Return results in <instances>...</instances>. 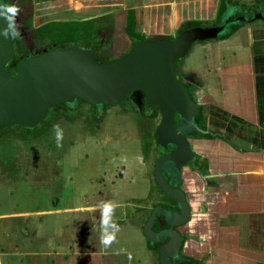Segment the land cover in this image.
<instances>
[{
	"label": "crops",
	"instance_id": "1",
	"mask_svg": "<svg viewBox=\"0 0 264 264\" xmlns=\"http://www.w3.org/2000/svg\"><path fill=\"white\" fill-rule=\"evenodd\" d=\"M61 1L63 2L58 0V3L60 4ZM260 1L264 2V0L241 2L229 0L227 5L244 10L243 6L238 4L257 5ZM67 2L71 6L70 12L74 11V15L79 17L94 18L102 12H110L120 13L122 17L123 13H126L124 14L126 19L127 11L133 10L137 33L145 36L173 37L186 21H208L210 18H215L221 0H68ZM131 44L129 41L125 48L127 51ZM178 68L194 98L207 111L209 131L218 135L214 139H206L196 145L209 164L206 176L191 178L197 182L196 189L190 194L192 217L200 227L198 242L204 252L200 253L198 261L201 264H264V18L253 23L240 24L227 38L197 42L178 63ZM131 162L126 160L125 164L134 168L135 163ZM125 169L122 178L118 181L121 187L116 184V189L110 191L117 196L120 195L121 198L101 200L114 201L121 205L115 209L113 216V220L120 222L125 219L124 194L129 193L126 189L133 185L130 184L133 181L143 182L140 178L137 179V174L135 178H129L126 175L127 168ZM204 181L205 185H203ZM97 190L96 194L101 188ZM145 192L146 190L137 192L140 195L138 199H141V195H145ZM130 193H133V190ZM130 198L134 199V197ZM101 201L92 206L57 208L49 212L90 211L92 214L88 221L90 224H86L84 228L87 231V229L91 230L90 220L95 218L93 212L97 214L98 211L101 215L97 208ZM132 207L145 206L132 205ZM14 214L10 218L16 217ZM18 214L24 216L23 214L28 212ZM7 217L8 214H0V219ZM96 223L98 222L93 221V225ZM192 238L196 237L192 235ZM85 239L89 241L90 237ZM146 242L147 249L152 250L149 242ZM207 253H210V256ZM7 255L8 260L14 261V264L16 259L21 260L20 264H23V261L28 264H115L116 262L109 252L21 254L15 250L6 252L3 248L0 249V264L2 257ZM35 261L37 262L34 263Z\"/></svg>",
	"mask_w": 264,
	"mask_h": 264
},
{
	"label": "rangeland",
	"instance_id": "2",
	"mask_svg": "<svg viewBox=\"0 0 264 264\" xmlns=\"http://www.w3.org/2000/svg\"><path fill=\"white\" fill-rule=\"evenodd\" d=\"M221 1L228 4L229 0ZM32 2H34L36 26L56 19L70 20L84 17L71 15L68 10L61 13L52 12L48 15L46 12L58 8V3L52 1L42 3L41 0H32ZM238 5L243 6L245 13H250L251 8H256L255 3ZM124 14L126 13H123V17L120 13L110 12L97 15L105 17L103 24L108 28L101 39L102 46L97 55L100 61L103 59L111 61L127 52L125 48L130 39H127L128 35L125 31ZM200 22L203 26L215 25L219 22L218 14L215 18H210L208 21L200 20ZM19 31L23 32L26 49L24 50L25 42L21 41V43L18 38L11 64L13 70L26 53H34L50 46L46 41H37L30 36L23 24L19 27ZM142 37L144 39L155 38L154 35H142ZM195 44L197 42L193 46ZM175 71L180 78L178 64L175 65ZM114 113L117 112L112 109H103L99 115L93 114L92 117H88V123H90L88 130L94 127V132L90 134L87 131L86 134L91 135L87 138L83 135L85 131L82 129V124L84 123L81 117L79 118V113L64 112L58 106L51 107L45 123L34 129L11 127L0 132V214H8L7 218L0 219V249L4 248L6 252L15 250L21 254L109 252L110 256L116 260L115 264H159L157 251L147 249L146 241L148 240L143 230L141 231L146 216L149 214L152 199L144 194L141 195V199H138L140 195L137 194V192L144 191L152 181L151 164L136 170L132 165L127 167L126 175L129 178L133 179L136 174L144 173L150 181L145 183L133 181L130 183L133 185L129 184L130 187L126 189L129 193L124 194L125 219L122 222L113 220L116 225H119V231L116 233V241L107 250L100 243L101 215L98 211L97 214L93 212L95 218L90 220L91 230L87 229V231L84 228L86 224H90L88 222L92 215L90 211L49 212L57 208L92 206L98 201L111 200L113 197L121 198L120 195L106 192V189L100 190L97 194L96 191H92L94 185L99 189L103 187L104 179H106L103 171L111 166L113 160L117 159L119 163L126 160L139 162V146L130 142L131 139H127L137 132L135 120H132L131 115L130 117L111 116ZM57 124L63 130L62 147L56 146L53 126ZM118 139L120 141L114 143ZM111 143L115 148L106 147ZM117 149L119 151L114 157L113 151ZM106 159L110 161L109 164ZM132 190L133 193H130ZM132 205L145 207H132ZM24 212L28 214H23L24 216L18 214ZM12 214L16 217L10 218ZM93 221L98 223L93 225ZM190 229L196 238L190 240L183 253L187 257L198 260L200 253L204 252L199 246L200 227L194 221V217L191 220ZM85 237H90L89 241ZM207 255L210 256V253ZM20 262V259L15 260V264H20ZM2 264H14V261L8 260L7 255L2 257ZM23 264L28 263L23 261Z\"/></svg>",
	"mask_w": 264,
	"mask_h": 264
},
{
	"label": "water",
	"instance_id": "3",
	"mask_svg": "<svg viewBox=\"0 0 264 264\" xmlns=\"http://www.w3.org/2000/svg\"><path fill=\"white\" fill-rule=\"evenodd\" d=\"M235 8L229 5L214 26L190 27L172 39L136 40L125 55L112 61L101 63L92 46L75 43L25 58L14 74L8 70L14 59L12 38L0 35V132L11 127L34 129L43 124L51 107L58 103L71 106L78 97L94 105L118 104L130 92L142 90L148 104L158 106L161 122L157 141L162 148L171 146L174 150L158 158L154 178L166 198L176 205V209L157 205L143 227L150 244L161 243L163 231L155 232L153 225L159 214H165L168 240L160 247L159 264H174L171 258L178 256L183 242L176 227L191 216L184 191L163 176L165 167L177 170L195 157L186 138L177 131L175 117L196 127L195 117L200 112L179 81L175 64L186 57L194 43L218 39L233 25L264 18L262 6L259 13L233 17ZM6 27L7 22L0 17V29Z\"/></svg>",
	"mask_w": 264,
	"mask_h": 264
},
{
	"label": "flooded vegetation",
	"instance_id": "4",
	"mask_svg": "<svg viewBox=\"0 0 264 264\" xmlns=\"http://www.w3.org/2000/svg\"><path fill=\"white\" fill-rule=\"evenodd\" d=\"M4 1L5 0H3L2 5H4ZM15 1L17 4L18 3L22 4V5L30 4L32 6V25L34 28L46 25L47 23L53 22V21H56V22H61V21L88 22L91 19H93L91 17H89V18L88 17H82V19H70V20H58V19H56V20L47 21L41 25L36 26L35 22H34V15H35V13H34V2H32V0H26V2H25V0H23L24 2H22L21 0H15ZM51 1L58 3V0H41L42 3H49ZM67 1L66 0H63V2L61 1L60 4L59 3L57 4L58 8H55L51 12L48 11V12H46V14L49 15L52 12L53 13H61V12H65L66 10L70 11L71 6L69 5V3ZM7 2H8V0H7ZM65 6H66V8H64ZM260 6H262L264 9V5L257 4L256 8H251L252 11L250 13H245V11H243L242 9H238V7H236L235 9H233L232 15H233V17H237V16H241L243 14H246V15H251L253 13L256 14V13H259ZM70 14L71 15L74 14V11L70 12ZM262 19H257V20H262ZM257 20H255V21H257ZM243 23H245V22H240L239 24H236V25H240ZM200 26H203V25H200ZM209 26H214V25H209ZM27 32L30 34V36H32L31 32L28 29H27ZM22 34H23V32H22ZM13 39L14 38H12V44H13ZM145 40H148V39H145ZM37 41H40V40H37ZM130 41H131V39H130ZM75 43H78L84 47H87L86 45H84L83 43L78 42V41L72 43L71 45L70 44L63 45L62 47H56L55 45H51V46H46L43 49L38 50L37 52H34V53H29V54L26 53L23 58L25 59L27 57L37 55V54H41L45 51L52 50V49L72 47ZM131 43H132V41H131ZM132 44H131V46H132ZM13 48H14V44H13ZM24 59H21L19 61V63ZM179 62H177L176 64H178ZM19 63L17 65H19ZM17 65H15L16 69H17ZM9 69H11V65L8 67V70ZM9 72L11 74H13L10 70H9ZM179 76L182 79L181 80L180 78H178L179 81L188 90L191 98L197 102V100L194 98L193 94L191 93V91L187 85V81L181 76L180 73H179ZM197 104H198L200 112L195 117V121H196V125H197L196 127L194 124H186L176 117H175V121H174V125H175L177 131L180 132L186 138V140L188 141V143L190 145L191 150L194 152V155H195L194 159L186 161L183 164H180V166L178 167L177 170L172 168L171 166L165 167L163 170L164 178L172 186L177 187V188L181 189L182 191H184V194L187 198V201L191 207V216L193 215V213H192L193 207L191 206V202H190V194L192 193L193 189L194 190L196 189V186H197V182H195L194 179H191V178L193 177V178L197 179V178H199V176H206L207 175L206 169L209 168V164H208V162H206L205 158L203 157V153L200 152L199 148L196 145H197V143H201L206 139H214V138L218 137L217 134L209 131L208 124H207V111H206V109L202 105H200L198 102H197ZM55 106L61 107L62 111H64V112H73L74 111V112L79 113L78 116H79V118L81 117V119L83 120V123H84V124H82V129H83V131H85V132H83V135H84V137L86 136V138L91 137V135L86 134L87 131H89L90 134H92L94 132V127H91L88 130V127H90V125H89L90 123H88L89 122L88 117H90V116L92 117L93 114L99 115L103 109H105V110L112 109V111L117 112V113H114L111 116L124 117V116L131 115L134 118V119L132 118V120H135L137 132L135 133L134 136L127 138V139H131L130 142L131 141L134 142L140 148V151H139L140 154L138 155L139 156V162H134L135 163L134 168L136 170L139 167H146L147 164H151V170H152V172H151L152 173L151 174L152 181L149 184V186L147 188H145V190H146L145 196H147L149 199H152L151 203H150V207H152V208L150 209L149 214L146 216V220H145L144 224L148 220V217L150 216L152 210L157 205L162 204V205L176 209L175 208L176 205L171 200L169 201L166 198V196L162 193V191L157 186V183H156L155 178H154V169H155V164H156L158 158H160L163 155L170 154L171 152H173L174 149L171 146H168L166 148H162L159 145L157 138H156V130H157V128L161 122V114H160L158 106L148 104L147 99H146V93L144 91L134 90V91L129 93V95L127 96V98L123 102L118 103V104L94 105V104L78 97L76 99L75 103L72 104L71 106H69L65 103H58ZM55 106H53V107H55ZM116 107H119V108L116 109ZM93 112H95V113H93ZM47 116H48V112H47ZM47 116H46V118H47ZM199 116H202L203 118H205V124H200L197 122V118ZM135 117H136V119H135ZM43 123H45V121ZM94 125H96V124H94ZM119 141L120 140L118 139L114 143L119 142ZM106 147H114L115 148L114 144H112V143L110 146H106ZM118 151H119V149H117L116 151L115 150L113 151L114 157ZM117 156H118V154H117ZM106 161H107V164H109L110 161L107 159H106ZM112 165H113V167H111ZM132 165H133V163H132ZM111 166L105 168V170L103 171V174L106 176V179H104L105 184H103V187L101 186L100 188H101V190L106 189V192H110V191H112V189H116V187H117V186H115L116 184L119 186L118 181H119V179L122 178L123 172L126 170L125 168H127L125 161H122L121 163H119L117 161V159L113 160ZM139 172H140V170H139ZM136 177H137V179L140 178L141 180H143V182L150 181L149 179L146 178L144 173H142V175L137 174ZM204 180H206V178H204ZM188 183H193V184H189L190 185L189 186ZM203 185H205V181L203 182ZM120 187L121 186H119V188ZM97 189H98V187L95 185L92 187V191H96ZM191 216L189 217V219L186 223L182 224L181 226L176 227V229L179 231V233L182 236L183 242H182L180 250L178 251V256L171 258L172 262L174 264H201L200 261L193 259V258H190V257H187L183 253L184 248L186 247V245L188 243H190V240L192 239L190 225H191V220L193 217H191ZM143 227H144V225H143ZM168 227H169V225L167 224L165 214H159L154 225H153V230L155 232L163 231V233L161 234L163 241L160 244L158 243V245H159L158 251H157L158 261H159L160 247H161L162 243H164L168 240V237H166L165 233H164ZM184 227H185V229H184ZM155 244L156 243H153L150 245L153 246ZM152 250H155V249H152Z\"/></svg>",
	"mask_w": 264,
	"mask_h": 264
},
{
	"label": "trees",
	"instance_id": "5",
	"mask_svg": "<svg viewBox=\"0 0 264 264\" xmlns=\"http://www.w3.org/2000/svg\"><path fill=\"white\" fill-rule=\"evenodd\" d=\"M222 2V1H221ZM8 3V4H7ZM223 3V2H222ZM221 3V4H222ZM220 4L218 8V20H221L224 12L226 11L227 4L223 3ZM261 5H264L263 1H260ZM4 5H14L19 9L18 14L15 16V25L17 30L19 31V27L23 24L26 29L31 32L32 37L35 40L46 41L50 46L55 45L56 47H62L66 44H72L74 42H81L86 46H92L95 50L96 57L98 59V51L102 46L101 39L104 36L105 31L108 29L106 25L103 24L104 16L95 17L88 22H79V21H61V22H49L46 25L34 28L32 25V6L17 4L15 0H5ZM202 23L200 21H187L186 23H182L180 29L178 30L177 34L182 30H185L190 27L200 26ZM216 25V24H215ZM239 25H233L230 27V30L227 34L221 36L220 38H227L232 32L236 30ZM125 31L127 35L130 37L132 43L136 40H145L141 34L135 31V15L133 10H128L126 15V28ZM19 37L13 39V44L15 46L16 41L18 38L20 42H25L26 49V40L23 39L22 31H19ZM172 36H159L148 40H163V39H172ZM21 42V43H22ZM126 54V53H125ZM123 54V55H125ZM121 55V56H123ZM119 56V57H121ZM24 57V56H23ZM118 57V58H119ZM24 59V58H22ZM99 62L104 63L108 62V60H99ZM112 61V60H111ZM18 66V65H17ZM12 73H15L16 67L10 69ZM197 122L200 124H205V118L199 116L197 118ZM21 128V127H19ZM8 130V129H7ZM160 244V243H159ZM158 243L151 246L149 244L150 249H155L158 251Z\"/></svg>",
	"mask_w": 264,
	"mask_h": 264
},
{
	"label": "clouds",
	"instance_id": "6",
	"mask_svg": "<svg viewBox=\"0 0 264 264\" xmlns=\"http://www.w3.org/2000/svg\"><path fill=\"white\" fill-rule=\"evenodd\" d=\"M19 9L14 5H0V17H3L7 22V27L0 29V35L5 38H16L19 37V31L15 25V16L18 14ZM56 146L62 147L63 130L59 124L54 125ZM121 205L114 201H101L97 208L101 212L100 227L101 236L100 243L105 250L111 247L116 241V233L119 231L118 226L113 222V216L115 209Z\"/></svg>",
	"mask_w": 264,
	"mask_h": 264
}]
</instances>
